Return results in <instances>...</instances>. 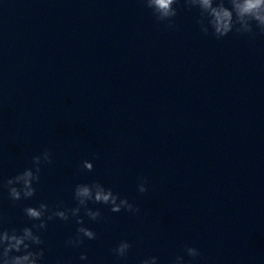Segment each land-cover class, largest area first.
Returning <instances> with one entry per match:
<instances>
[{
	"label": "water",
	"instance_id": "water-1",
	"mask_svg": "<svg viewBox=\"0 0 264 264\" xmlns=\"http://www.w3.org/2000/svg\"><path fill=\"white\" fill-rule=\"evenodd\" d=\"M177 8L168 29L142 0H0V185L45 150L53 161L31 199L0 187L4 227L39 223L23 209L42 202L76 207L93 182L141 210L90 202L97 239L78 248L75 218L48 222L41 264H264V36L218 40Z\"/></svg>",
	"mask_w": 264,
	"mask_h": 264
},
{
	"label": "clouds",
	"instance_id": "clouds-1",
	"mask_svg": "<svg viewBox=\"0 0 264 264\" xmlns=\"http://www.w3.org/2000/svg\"><path fill=\"white\" fill-rule=\"evenodd\" d=\"M142 3L150 10L158 24H164L168 29L176 27L175 18L178 16L177 5H181L188 10L197 9L199 18L197 24L200 26L204 35L211 34L216 39H223L235 32L239 35H247L255 39L257 35L264 36V0H142ZM258 30V31H257ZM52 153L45 150L41 155L32 158V167L26 168L15 177L7 179L0 187L6 188L9 198L13 202L28 200L36 195V187L39 184L42 166L52 164ZM94 171V164L85 160L81 171ZM147 181H142L138 185L141 194L147 193L145 186ZM74 200L76 207L64 208L57 206L50 207L46 203H40L39 207H25L24 214L29 221H39L33 223L31 227L8 229L4 227L6 218L0 215V264H41L44 259L45 251L41 245L43 239L38 234L46 231L48 222L60 219L69 221L76 219L80 225L74 238L68 239L66 246L78 248L84 245L85 239L96 240L97 234L84 226V219L81 212L92 221L102 219L99 209L93 210L89 203L109 206L111 212L120 213L127 211L139 214L140 208L134 206L127 198H121L111 189L105 188L99 182L91 184H78L74 189ZM35 229V231H34ZM33 246L39 248L33 250ZM132 245L127 241H121L114 248L113 255L118 259L125 260ZM187 255L193 259L200 257L201 252L195 247L185 249ZM82 261H87V255H81ZM57 264H61L57 261ZM141 264H158L157 257H149L141 261ZM172 264H186L183 256H176Z\"/></svg>",
	"mask_w": 264,
	"mask_h": 264
}]
</instances>
